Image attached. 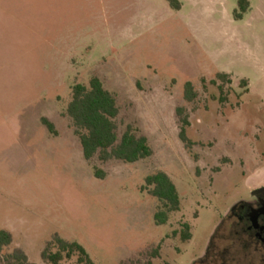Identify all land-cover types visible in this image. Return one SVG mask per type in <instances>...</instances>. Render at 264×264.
Instances as JSON below:
<instances>
[{
	"label": "rangeland",
	"instance_id": "374dc122",
	"mask_svg": "<svg viewBox=\"0 0 264 264\" xmlns=\"http://www.w3.org/2000/svg\"><path fill=\"white\" fill-rule=\"evenodd\" d=\"M178 1L0 0V229L12 234L0 264L17 251L52 264L57 236L95 264H193L229 207L264 185V0ZM93 76L117 98L119 138L133 126L152 156L85 158L67 108ZM161 170L181 207L159 225L143 187Z\"/></svg>",
	"mask_w": 264,
	"mask_h": 264
},
{
	"label": "trees",
	"instance_id": "16d2710c",
	"mask_svg": "<svg viewBox=\"0 0 264 264\" xmlns=\"http://www.w3.org/2000/svg\"><path fill=\"white\" fill-rule=\"evenodd\" d=\"M248 0H241V5ZM170 3L177 9L181 8L178 0H170ZM244 8V6H243ZM246 9V8H245ZM240 17V15H239ZM220 78H229L227 73H219ZM223 90V87L220 86ZM185 97L189 101H194L198 97V92L194 84L188 81L185 84ZM69 116L73 120L75 133L81 140L84 156L91 160L96 155L104 161L119 159L127 163L137 162L141 159L152 156L153 149L149 139L145 135L138 134L137 130L129 125L121 139L118 135L117 118L120 114L116 96L108 90L101 78L93 76L89 84L76 83L72 89V99L67 108ZM178 112L183 113V109ZM43 123L51 132H55L54 124L47 118L42 119ZM190 121L187 116L183 118L181 138L188 147L194 142L187 135V126ZM96 175L102 177L104 172L97 171ZM149 188L150 193L159 201L155 213L157 224H166L172 212L180 210L181 197L178 188L171 177L165 171H158L146 178L144 189ZM187 232L182 234L184 240H190L192 233L187 224ZM12 243V234L6 229H0V253L6 246ZM56 244L58 249L50 251L51 244ZM54 243H50L44 251V256L52 264H59L65 258H72L78 255L81 263L95 264L86 248L77 241H69L57 236ZM16 264H38L30 261L27 255L17 251L12 255Z\"/></svg>",
	"mask_w": 264,
	"mask_h": 264
},
{
	"label": "flooded vegetation",
	"instance_id": "af4514ba",
	"mask_svg": "<svg viewBox=\"0 0 264 264\" xmlns=\"http://www.w3.org/2000/svg\"><path fill=\"white\" fill-rule=\"evenodd\" d=\"M227 222L233 234L229 239L220 235ZM193 264H264V185L229 207Z\"/></svg>",
	"mask_w": 264,
	"mask_h": 264
},
{
	"label": "crops",
	"instance_id": "0c3cea01",
	"mask_svg": "<svg viewBox=\"0 0 264 264\" xmlns=\"http://www.w3.org/2000/svg\"><path fill=\"white\" fill-rule=\"evenodd\" d=\"M251 3V2H250ZM181 7H183V3H181ZM250 7H251V5H250Z\"/></svg>",
	"mask_w": 264,
	"mask_h": 264
}]
</instances>
